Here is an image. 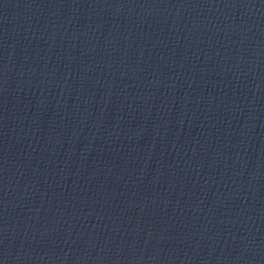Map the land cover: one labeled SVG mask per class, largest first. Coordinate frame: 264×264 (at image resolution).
<instances>
[{
    "label": "water",
    "instance_id": "water-1",
    "mask_svg": "<svg viewBox=\"0 0 264 264\" xmlns=\"http://www.w3.org/2000/svg\"><path fill=\"white\" fill-rule=\"evenodd\" d=\"M0 264H264V0H0Z\"/></svg>",
    "mask_w": 264,
    "mask_h": 264
}]
</instances>
